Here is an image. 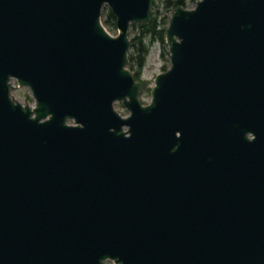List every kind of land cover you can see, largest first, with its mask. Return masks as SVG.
<instances>
[{"label":"water","instance_id":"water-1","mask_svg":"<svg viewBox=\"0 0 264 264\" xmlns=\"http://www.w3.org/2000/svg\"><path fill=\"white\" fill-rule=\"evenodd\" d=\"M150 4L0 0V264H264V0L176 7L143 104L128 32ZM158 176L177 206L118 179Z\"/></svg>","mask_w":264,"mask_h":264},{"label":"rangeland","instance_id":"rangeland-1","mask_svg":"<svg viewBox=\"0 0 264 264\" xmlns=\"http://www.w3.org/2000/svg\"><path fill=\"white\" fill-rule=\"evenodd\" d=\"M196 1L197 0H185V7L187 8L194 7ZM107 8L109 7L106 6L105 11H107ZM174 9L168 6H165L164 0H154V3L150 4L149 11H152V14L157 15L161 20L163 18V20L167 21V24H168L169 18ZM104 14L102 10L101 19H103ZM103 25L105 26V28L111 35L117 34L116 25H115V28H109L104 23ZM131 25H130L129 32H128L129 39L135 34V31H136V28H132ZM148 47L149 48H148V53L146 55L145 63L142 66L137 78H135L141 84L139 98L143 104L148 103L150 100V90L154 84V78L156 74L159 72L165 71L170 65L168 50H167V53L165 52L163 53V45L159 41L151 42ZM166 49H167V45H166ZM127 67H128V62H127ZM11 84H12L11 95L16 100L20 101L21 103H29V104L32 103V97H31L28 87L19 86L16 79L14 78L11 79ZM113 105H114V108L122 116H126L129 113L127 108L122 104L120 100L115 101ZM104 264H113V261L108 259L104 261Z\"/></svg>","mask_w":264,"mask_h":264},{"label":"trees","instance_id":"trees-1","mask_svg":"<svg viewBox=\"0 0 264 264\" xmlns=\"http://www.w3.org/2000/svg\"><path fill=\"white\" fill-rule=\"evenodd\" d=\"M154 0H151V4ZM165 6L176 8L178 6H185V0H164ZM103 7L104 17L102 22L109 28H115V15L107 8ZM167 21L162 20L153 15L149 11L148 19L145 23L132 24V28H136L135 34L130 38L129 51H128V67L137 78L142 66L145 63L146 55L148 53V46L153 41H159L163 45V53H167L165 44ZM148 40V41H147ZM165 68V67H164ZM163 68V69H164ZM146 88V87H145Z\"/></svg>","mask_w":264,"mask_h":264},{"label":"flooded vegetation","instance_id":"flooded-vegetation-1","mask_svg":"<svg viewBox=\"0 0 264 264\" xmlns=\"http://www.w3.org/2000/svg\"><path fill=\"white\" fill-rule=\"evenodd\" d=\"M124 181L125 190H134V189H143L151 190L149 186L156 184V190L159 193L160 200H163L164 203H170V206H177L178 201L180 200L179 191L181 190L177 181V177H168V176H158V177H122L118 178ZM140 185V186H137ZM189 184H186V204L188 206V192ZM190 207V206H189ZM190 210V208H187ZM167 210H170L168 208Z\"/></svg>","mask_w":264,"mask_h":264}]
</instances>
